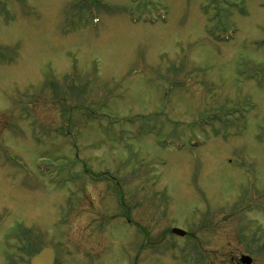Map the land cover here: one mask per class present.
<instances>
[{
	"label": "rangeland",
	"instance_id": "374dc122",
	"mask_svg": "<svg viewBox=\"0 0 264 264\" xmlns=\"http://www.w3.org/2000/svg\"><path fill=\"white\" fill-rule=\"evenodd\" d=\"M43 247L264 264V0H0V264Z\"/></svg>",
	"mask_w": 264,
	"mask_h": 264
},
{
	"label": "water",
	"instance_id": "95a60500",
	"mask_svg": "<svg viewBox=\"0 0 264 264\" xmlns=\"http://www.w3.org/2000/svg\"><path fill=\"white\" fill-rule=\"evenodd\" d=\"M171 232L179 236L184 235V232L179 229H172ZM53 259H54V253L52 249L43 248L30 259L29 264H53ZM239 261L242 264L251 263L250 257L245 255L240 256Z\"/></svg>",
	"mask_w": 264,
	"mask_h": 264
}]
</instances>
